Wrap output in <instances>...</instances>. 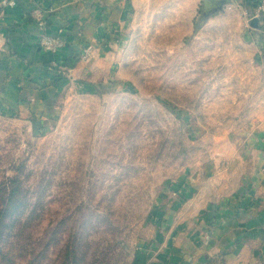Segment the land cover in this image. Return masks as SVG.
I'll return each mask as SVG.
<instances>
[{"label": "rangeland", "instance_id": "rangeland-1", "mask_svg": "<svg viewBox=\"0 0 264 264\" xmlns=\"http://www.w3.org/2000/svg\"><path fill=\"white\" fill-rule=\"evenodd\" d=\"M194 2L151 0L129 19L101 8L89 40L45 62L48 109L0 97V187L21 181L47 240L30 264H264L250 0L206 16Z\"/></svg>", "mask_w": 264, "mask_h": 264}, {"label": "crops", "instance_id": "crops-1", "mask_svg": "<svg viewBox=\"0 0 264 264\" xmlns=\"http://www.w3.org/2000/svg\"><path fill=\"white\" fill-rule=\"evenodd\" d=\"M150 2L151 0H0V97L3 106L11 111H30L37 116L41 115L49 108L55 95V85L49 77L52 73L45 62L67 57L78 50L86 39L89 40L95 34L99 22L96 12L101 11V8L113 14L121 10L123 17L129 19L135 7L140 9ZM205 2L211 0H202V7ZM259 2L260 0H250L243 3V10L252 13L250 20L258 18L257 26H249L243 37L249 38L256 46L254 59L262 64L264 16L255 13ZM194 3L200 4L201 0ZM37 11L43 15L47 31L61 36L65 41L64 46L55 54L45 52L38 46L40 28L35 20Z\"/></svg>", "mask_w": 264, "mask_h": 264}, {"label": "trees", "instance_id": "trees-1", "mask_svg": "<svg viewBox=\"0 0 264 264\" xmlns=\"http://www.w3.org/2000/svg\"><path fill=\"white\" fill-rule=\"evenodd\" d=\"M18 178L0 187V264H30L42 262L48 251L47 240L36 238L35 203Z\"/></svg>", "mask_w": 264, "mask_h": 264}, {"label": "built area", "instance_id": "built-area-1", "mask_svg": "<svg viewBox=\"0 0 264 264\" xmlns=\"http://www.w3.org/2000/svg\"><path fill=\"white\" fill-rule=\"evenodd\" d=\"M255 13L256 15L264 16V0H260ZM35 17L38 27L40 28L38 35V45L40 49L49 53H57L64 46V39L59 35H53L47 31V25L40 12H37Z\"/></svg>", "mask_w": 264, "mask_h": 264}, {"label": "water", "instance_id": "water-1", "mask_svg": "<svg viewBox=\"0 0 264 264\" xmlns=\"http://www.w3.org/2000/svg\"><path fill=\"white\" fill-rule=\"evenodd\" d=\"M228 0H211V2H205V6L203 7V13L204 15L210 14L212 11L219 10L224 3H226ZM257 17H254L250 20V24L253 27L257 26Z\"/></svg>", "mask_w": 264, "mask_h": 264}]
</instances>
